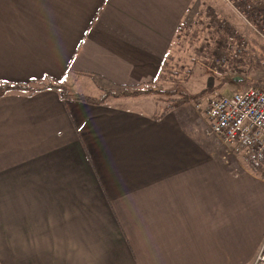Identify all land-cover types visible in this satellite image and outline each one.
I'll list each match as a JSON object with an SVG mask.
<instances>
[{"label": "crops", "instance_id": "1", "mask_svg": "<svg viewBox=\"0 0 264 264\" xmlns=\"http://www.w3.org/2000/svg\"><path fill=\"white\" fill-rule=\"evenodd\" d=\"M200 3L0 0V81L150 85ZM151 95L0 97V264H253L264 178Z\"/></svg>", "mask_w": 264, "mask_h": 264}, {"label": "rangeland", "instance_id": "2", "mask_svg": "<svg viewBox=\"0 0 264 264\" xmlns=\"http://www.w3.org/2000/svg\"><path fill=\"white\" fill-rule=\"evenodd\" d=\"M208 2L201 0L199 6L201 12H198V16L197 13H191L188 19L195 21L194 24L202 30L198 31L196 38H189L188 41H192L190 48L175 51L171 58L172 64H166L159 80L145 85L149 88L171 91L150 93L154 101H164V107L171 105L172 99L180 95H176L172 90H183L194 95L202 90L211 89L198 98L190 100L183 107L187 113L199 117L203 125L209 123L204 112L207 97L219 93L232 95L236 90L251 86L264 90V22L256 17L259 14L264 16V7L259 4L252 13H246L247 16L244 14L243 17L227 0ZM242 2L243 0L240 3ZM243 8L244 6H241L242 10ZM191 26L194 28L193 24ZM257 29H261L263 34ZM235 30L246 34L249 38L248 46L243 53L236 50L237 47L233 51L226 39V36L234 34ZM259 55L260 60H258ZM249 57H251L250 61L247 62ZM115 90L119 91L121 88ZM198 104L201 106L199 107Z\"/></svg>", "mask_w": 264, "mask_h": 264}, {"label": "built area", "instance_id": "3", "mask_svg": "<svg viewBox=\"0 0 264 264\" xmlns=\"http://www.w3.org/2000/svg\"><path fill=\"white\" fill-rule=\"evenodd\" d=\"M227 1L243 17L252 13L259 4L264 7V0ZM241 6H244L243 10ZM256 17L264 22L261 14ZM257 30L262 33L261 29ZM226 39L233 51L237 47L236 50L243 53L248 46L247 35L236 30ZM204 112L208 117L209 132L241 153L250 167L264 178V90L251 86L236 90L232 95L213 94L207 97ZM253 264H264V241Z\"/></svg>", "mask_w": 264, "mask_h": 264}, {"label": "trees", "instance_id": "4", "mask_svg": "<svg viewBox=\"0 0 264 264\" xmlns=\"http://www.w3.org/2000/svg\"><path fill=\"white\" fill-rule=\"evenodd\" d=\"M194 13V12H193ZM197 13V12H195ZM191 16V14L189 15V17ZM190 21V20H189ZM189 21L186 22L185 25L182 26L181 30L179 31V37L176 40L175 44H173V50L171 51V53H169L164 61L163 66L165 67L166 64L171 65V58L174 56L175 51L177 50H182L184 48H190V43L192 42L191 40H189V38L193 39L196 38L199 34V30H201V28L197 25H195L194 23H196L195 21H190V26ZM194 25L193 26L191 25ZM188 25V26H187ZM198 28H197V27ZM196 27V28H195ZM198 29V30H197ZM203 29V28H202ZM202 31V30H201ZM256 55V54H255ZM249 57L246 61L249 62L250 61ZM258 60H260L261 56H258ZM46 88H53L56 90H63L65 92V95L67 97H72L75 99H79V100H83L89 103H94V104H104L107 103L111 98H118V97H122V96H139V95H143V94H150V93H154V92H163V93H170V90H166V89H160V88H149L148 86H144L142 88L138 87V86H123L121 88V90L116 91V90H105L100 96H91V95H87L84 93H80L77 91H74L72 88L68 87L67 85L60 83V82H54V83H47L44 84L40 87L37 86H32V85H26V84H13V83H9L6 81H0V97L8 94L10 92H14V91H18V92H26V93H33L36 92L38 90H42V89H46ZM211 89H205L202 90L199 94H194L191 95L186 91L183 90H172L177 94H180L179 97H176V99H172V104L165 107L164 111L166 112L168 109L173 108V107H177V106H181L184 105L186 103H189L190 100L196 99L199 96H201L202 94L209 92Z\"/></svg>", "mask_w": 264, "mask_h": 264}]
</instances>
